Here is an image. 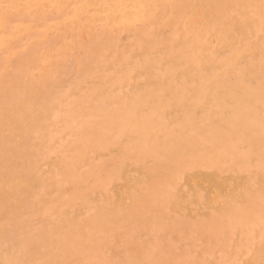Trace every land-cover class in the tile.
<instances>
[{
    "label": "rangeland",
    "instance_id": "obj_1",
    "mask_svg": "<svg viewBox=\"0 0 264 264\" xmlns=\"http://www.w3.org/2000/svg\"><path fill=\"white\" fill-rule=\"evenodd\" d=\"M90 1L0 0V264H264V0Z\"/></svg>",
    "mask_w": 264,
    "mask_h": 264
},
{
    "label": "bare ground",
    "instance_id": "obj_2",
    "mask_svg": "<svg viewBox=\"0 0 264 264\" xmlns=\"http://www.w3.org/2000/svg\"><path fill=\"white\" fill-rule=\"evenodd\" d=\"M130 1H131V0H130ZM133 1H134V0H133ZM138 1H139V0H138ZM138 1H137V2H138ZM141 1H142V0H141ZM143 1L145 2V0H143ZM195 1H196V0H195ZM88 2H91V1L88 0ZM88 2L86 3V7H87V5H91V4L93 3V1H92V3H88ZM123 2H125V1H123ZM127 2H128V1H127ZM144 2H143V3H144ZM168 2H169V1H168ZM168 2H164V3H166V5H167ZM196 2H197V1H196ZM100 3H101V2H100ZM130 3H131V2H130ZM138 3H139V2H138ZM97 4H99V3H97ZM119 4H120V3H119ZM119 4H118V5H119ZM123 4H124V3H123ZM161 4H162V3H161ZM92 5H93V4H92ZM84 6H85V5H84ZM116 6H117V5H115L114 7H116ZM127 6H128V5H127ZM138 6H139V5H137V7H138ZM81 7H82V6H81ZM95 7H96V6H95ZM95 7H93V8H95ZM83 8H84V7H83ZM100 8H101V6L98 7V13H96V15L94 14V15L96 16V17H95V20H96V18H97V16H98L97 14L100 15V13H102V12H101L102 9L100 10ZM106 8H107V7H106ZM120 8H121V7H120ZM120 8H118V9H120ZM122 8L124 9V7H122ZM143 8H144V6H143ZM143 8H142V9H143ZM150 8H151V7H150ZM150 8H149L147 11L145 10V12H148V13L151 12L152 9H150ZM167 8H168V7H167ZM137 9H138V8H137ZM145 9H146V8H145ZM153 9H154V8H153ZM168 9L170 10L171 8H168ZM172 9H173V8H172ZM243 9H244V8H243ZM80 10H81V12H82V11L85 10V9H82V8H81ZM110 10H111V9H110ZM139 10H140V9H139ZM169 10H168V11H169ZM260 10H261V9H260ZM107 11H108V10H107ZM115 11H116V10H115ZM124 11H127V9L124 10ZM132 11H133V10H132ZM84 12H85V11H84ZM94 12H95V11H94ZM94 12H93V13H94ZM104 12H105V11H104ZM109 12H110L109 14H114V13H115V15H117V14L120 15V14H119L120 12H119V13H116V12H114V10H113V11L111 10V11H109ZM111 12H112V13H111ZM113 12H114V13H113ZM170 12H171V11H170ZM123 13H124V12H123ZM132 13H134V11H133ZM77 14H78V13H77ZM81 14H83V13H81ZM109 14H107L108 16L105 15V16H107L106 18H110V20H111V19L113 20L112 16L109 17ZM128 14H129V13L127 12L125 17L128 16V19L131 21V19H132L133 17H132V15H128ZM136 14L139 15L138 13H136ZM141 14H142V11H141ZM143 14L145 15L144 12H143ZM168 14H169V13H167L166 15H168ZM101 15H102V14H101ZM166 15H165V16H166ZM74 16H77V15H74ZM169 16H170V15H169ZM169 16H167V17H169ZM93 17H94V16H93ZM98 17H99V16H98ZM119 17H120V16H119ZM119 17L116 16V18H119ZM234 17H235V16H234ZM88 18H89V17H88ZM137 18L139 19L138 16H137ZM91 19H92V18H91ZM91 19H90V20H91ZM125 19H126V18H125ZM140 19H142V18H140ZM140 19H139V20H140ZM166 19H167V18H166ZM73 20H75V19H73ZM97 20H98V19H97ZM119 20H121V19L119 18ZM119 20H118V22H119ZM129 20H128V21H129ZM122 21H124V19H123ZM130 21H129V22H130ZM135 21H136V20H134L133 22H135ZM197 21H198V20H197ZM73 22H74V21H73ZM76 22H77V21H76ZM76 22H74V23H76ZM89 22H90V21H89ZM107 22H108V21H107ZM109 22H110V21H109ZM195 22H196V21H195ZM199 22H200V21H199ZM87 23H88V22H87ZM95 23H97V22H95ZM98 23H99V22H98ZM119 23H120V22H119ZM223 23H224V22H223ZM93 24H94V23H93ZM93 24H92V25H93ZM102 24L105 25V19H104V22H103ZM112 24H113V23H112ZM124 24H125V23H124ZM127 24H129V23H127ZM236 24H237V22H236ZM104 25H103V27H106V26H104ZM114 25H117V24H114ZM119 25H120V24H119ZM133 25H135V24H133ZM174 25H175V24H174ZM61 26H62V25H61ZM75 26H77V25H75ZM94 26H95V25H94ZM237 26H238V25L234 26V29H236V31L238 32V31H240L241 29L238 30V27H237ZM117 27H118V26H117ZM117 27H116V28H117ZM107 28H108V27H107ZM125 28L127 29L128 27L125 26L124 29H125ZM111 29H112V27H111ZM126 29H125V30H126ZM234 29H233V32H236ZM112 30H113V29H112ZM155 30H157V29H155ZM243 31H244V30H243ZM156 32H158V31H156ZM215 32H216V31H215ZM240 33H241V32H240ZM172 34H173V33H172ZM238 34H239V33H238ZM84 35L87 36L86 33H85ZM232 35H234V34L232 33ZM229 36L232 37L230 34H229ZM238 36H239V35H238ZM243 36H244V35H243ZM87 37H88V36H87ZM75 44H76V43H75ZM32 46H34V45H32ZM21 49H22V48H21ZM21 49H20V50H21ZM23 49H24V48H23ZM217 51H218V50H217ZM26 52H28V51H26ZM18 53H19V51H18ZM31 53H32V52H31ZM31 53H30V54H31ZM53 53H54V51H53ZM30 54H29V55H30ZM243 56H244V55H243ZM14 57H16V56H14ZM10 58H11V57H10ZM16 58H17V57H16ZM25 58H26V57H25ZM12 59H14V58H12ZM21 60H22V59H21ZM27 60H28V59H27ZM19 61H20V60H19ZM20 62H21V61H20ZM32 62H33V61H32ZM10 63H11V62H10ZM14 63H15V62H14ZM17 63H18V61H17ZM31 64H32V63H31ZM6 65H7V64H6ZM32 65H33V64H32ZM49 65H50V64H49ZM57 65H58V64H57ZM15 66H16V64H15ZM63 66H64V65H63ZM12 68H13V67H12ZM12 68H11V69H12ZM61 68H62V67H61ZM11 69H10V70H11ZM28 69H30V68H28ZM52 69H53V68H52ZM57 69H58V68H57ZM59 69H60V67H59ZM63 69H64V68H63ZM17 72H18V71H17ZM13 73H14V72H13ZM18 73H19V72H18ZM9 74H11V73H9ZM24 74H25V73H24ZM30 75H31V74H30ZM30 75H29V76H30ZM0 77H1V76H0ZM11 78H12V77H11ZM11 78H10V79H11ZM60 78H61V77H60ZM10 79H9V81H11ZM50 79H51V78H50ZM58 79H59V78H58ZM3 80H4V79H3ZM12 80H13V79H12ZM21 80H22V79H21ZM28 80H29V78H28ZM18 81H20V80H18ZM4 82H5V81H4ZM7 82H8V81H7ZM13 82H14V81H13ZM2 83H3V82H2ZM4 84H5V83H4ZM50 85H51V84H50ZM10 87H11V86H9V88H10ZM49 87H50V86H49ZM54 88H55V87H54ZM4 89H5V87H4ZM55 90H56V89H55ZM58 91H59V90H58ZM155 92H156V91H155ZM24 93H26V92H24ZM229 93H230V92H229ZM1 95H2V93H1ZM61 95H62V94H61ZM4 97H5V96H4ZM26 97H27V96H26ZM45 99H46V98H45ZM195 99H196V98H195ZM39 101H40V100H39ZM28 102H29V101H28ZM26 103H27V102H26ZM21 104H22V103H21ZM7 107H8V106H7ZM2 112H3V111H2ZM148 114H149V113H148ZM5 134H6V133H5ZM6 136H7V135H6ZM15 157H16V156H15ZM238 167H239V166H238ZM163 168H164V167H163ZM131 172H132V171H131ZM141 174H142V173H141ZM103 178H104V177H103ZM103 178H102V179H103ZM13 185H14V184H13ZM168 185H169V184H168ZM15 191H16V190H15ZM120 193H121V192H120ZM10 200H11V199H9L8 203L10 202ZM11 201H12V200H11ZM5 202L7 203V201H5ZM12 203H13V201H12ZM5 211H6V210H5ZM1 217H2V216H1ZM4 218H5V217H4ZM4 218H3V219H4ZM5 219H6V218H5ZM99 220H100V219H99ZM104 221H105V220H104ZM2 222H3V220H2ZM0 223H1V222H0Z\"/></svg>",
    "mask_w": 264,
    "mask_h": 264
}]
</instances>
